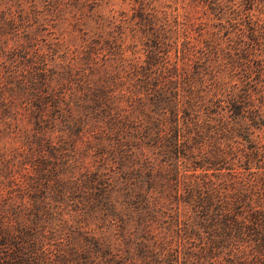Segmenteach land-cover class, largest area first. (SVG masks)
Masks as SVG:
<instances>
[{
    "label": "trees",
    "instance_id": "1",
    "mask_svg": "<svg viewBox=\"0 0 264 264\" xmlns=\"http://www.w3.org/2000/svg\"><path fill=\"white\" fill-rule=\"evenodd\" d=\"M127 1L131 12H121L113 28L116 21L81 0L45 5L53 18L69 10L82 42L63 64L56 62L62 45L45 44L42 51L33 31L13 46V59H20L14 65L0 37L7 61L0 66V115L11 110L4 101L18 96L38 134L34 154L22 152L21 163H14L20 165L16 196L0 202V264H78L79 248L87 261L86 238L73 241L68 220L53 221L60 214L51 202L66 205L69 182L61 181L91 151L102 163L82 184L96 193L92 208L104 203L101 212L115 216V195H124L138 205L134 215L145 231L139 249L121 230L114 240L120 247L111 252L104 236L96 240L104 264H264V174L256 171L264 160V141H256L257 132L264 133V29L253 18L264 0ZM177 6L181 16L172 21ZM15 21L0 14V34ZM78 23L89 28L80 31ZM49 63L55 71L46 69ZM93 130L100 134L89 140ZM46 131L60 133L61 144L42 145ZM26 137L22 132L25 146ZM83 139L89 142L81 151ZM223 165L242 172L218 175L225 180L214 186L204 172ZM105 170L103 180L98 174ZM52 181L60 184L50 201ZM172 201L186 210L165 212ZM128 211L126 205L119 213ZM189 240L198 242L189 246L197 250H189Z\"/></svg>",
    "mask_w": 264,
    "mask_h": 264
},
{
    "label": "rangeland",
    "instance_id": "2",
    "mask_svg": "<svg viewBox=\"0 0 264 264\" xmlns=\"http://www.w3.org/2000/svg\"><path fill=\"white\" fill-rule=\"evenodd\" d=\"M151 1V0H150ZM2 4H0V14L4 13L6 14V17H10L15 19V26L12 27L4 26L3 35L0 34V37L3 38L4 44H5V51L6 54L10 52L11 59H7L8 62H13L14 65H18V62L20 59L14 60L13 56L15 55L16 51L12 50L13 46L20 45L23 43V40L27 38V33H32L33 31H36L37 36H33L32 38H37L38 41V48H41L42 51H46L47 46L53 47L55 44H61L62 48L58 52V59L56 60L57 63L63 64V58L71 57L74 55V49L82 46V42L80 38L78 37L77 29L71 25L74 21L72 19V14L69 13V10H66L63 15H61L59 18H53L52 15H48V13L44 10L45 5L51 6L53 5V0H2ZM81 2L85 3V6L87 8L94 9V11L101 17L109 18L108 20H113L111 22L116 21L115 23H111L112 26L118 24V19H120L121 12H131L132 10V4L130 1L124 2V0H81ZM126 3V4H124ZM177 9L172 13V21L176 18L175 14H180V7H176ZM264 8V4L262 9ZM175 9V8H174ZM181 9V8H180ZM173 11V8L171 9V12ZM27 15L29 18L23 21H20V16ZM253 18L259 22L260 25H263L264 29V10L261 11L260 14L257 12H253ZM113 17V18H111ZM26 18V17H25ZM259 18V20H257ZM20 19V20H19ZM115 19V20H114ZM178 22H180V18L178 19ZM90 25V24H89ZM79 30L86 31L89 27H85L84 25L79 26ZM40 31H39V29ZM9 33V35H8ZM80 36L81 33H79ZM264 36V34H263ZM7 41V43L5 42ZM29 41V40H28ZM264 41V40H262ZM31 43V42H30ZM45 44L47 46H45ZM32 45V43H31ZM34 49L37 48L36 44H34ZM43 46L46 48L43 49ZM69 49V50H68ZM40 50V49H39ZM41 51V50H40ZM17 54V53H16ZM6 59H3L0 57V66H4L3 62ZM263 69H264V63ZM47 70H53L52 65L49 63V67L46 68ZM18 70V69H17ZM16 69L14 71H17ZM0 76H2V73H0ZM20 78H17V81ZM3 85V83H2ZM1 89V86H0ZM18 101L14 100L13 102L4 101L5 107L11 108V110L5 114L0 115V202H4L6 199H12L16 196V191L18 189V184H20V178L19 173H16V166L14 163H21V159H18V155L22 154V152L28 151V154H31L34 150L37 149V146L33 144V140H35L36 136H38L37 128L36 126L32 125L29 116H26L23 114V111L20 110L24 107V103L19 101L18 96L15 97ZM7 100V99H6ZM29 100H26L25 102L29 103ZM4 108V106L2 107ZM0 108V110L2 109ZM19 110L22 112L19 113ZM24 132L27 134V137L25 138L26 146L24 145L23 140H20L21 133ZM98 133L100 134L99 130H93L87 137L89 140H93L91 137L94 135V137L98 136ZM61 136L60 133H54L51 131H46L45 135L42 137V145H47L49 142L57 143L59 140L61 144ZM40 137V136H39ZM256 141L258 144L262 143L264 141V133L257 132L256 134ZM88 140L83 139L81 142H79V150L84 151L87 149ZM25 146V147H22ZM28 149V150H27ZM69 151H67L68 153ZM89 152V151H88ZM87 152V153H88ZM85 155H81L77 159V169L75 170V173L73 175L66 177L65 179L68 181H61L62 184H66L69 182V185L67 186V192L66 193V205L64 204H58L55 203L54 200L51 202V205L53 207V211L56 213L59 212L60 216H57L56 220H53L56 224H58L60 221L58 220H68L67 227L70 229L68 232V235H70L71 239L75 235L76 239H72L73 241H78L82 243L83 239L86 238L87 242L89 243V247L91 248V255L88 257L87 261L83 258V255L81 253V249L79 248L78 252V259L77 263L79 264H99L100 262L104 264L103 259V251L104 250H95L94 244L96 243V240H99L101 237L106 238V243L113 248H111L110 252L112 250H115L119 248L120 246H117V243L114 240H117L120 238V230L125 234V236L133 237V247L136 245V248H140V240H142L143 233L145 231L138 227L137 225V218L134 215L135 211H137L138 205L135 201H133L131 204H128L126 200L124 199V195H115V210H117V215H105V213L101 212V209L105 210L106 206L104 203H101L100 210L97 208H92V199H95V194L88 189H85V187H82V185L86 178L89 177V174L93 171H95L97 168L101 167V158L98 157V155L94 154L93 151L89 152L88 155H86V152H84ZM66 155V154H65ZM36 155L31 156L30 163L32 161V158H35ZM39 158L43 159V154H38ZM259 168L256 169L259 173L264 174V160L260 163H258ZM255 171V170H253ZM7 172L9 173L7 176L5 174ZM242 172L240 169L236 168V166H229V165H223L222 167H211L204 173L209 177L210 180H212L214 186H219L221 184V181L225 180V178L220 179L218 175H224V177L229 175H236L240 174ZM244 172V171H243ZM109 172L106 170L99 173L98 176L100 178H107V175ZM236 180H239V176L236 177ZM36 185L38 186L39 192H45V187L43 184V181L39 179L37 180ZM60 183L56 184L55 181H52L50 185H48L47 188V197L48 199H51L54 196H57L55 190L58 188ZM88 184V182H87ZM99 188V187H98ZM89 197V199L87 198ZM86 199L87 202L84 200ZM82 200L84 202V205H80L77 202ZM19 200L16 201L17 207L19 206L18 203ZM121 201V203H120ZM127 205V207L130 208V212H124L123 215L119 213V211L124 208ZM167 207L169 208L165 212L168 213H174L177 208H180L181 210H186L187 207H184L182 205L177 206L174 201L167 202ZM157 207H161V205H157ZM95 210L94 212L91 210ZM195 214H198L199 216L200 212L196 209H192ZM56 213H53L56 214ZM86 214H89V216H86ZM116 214V213H114ZM149 218V217H148ZM125 220V229H121L122 220ZM182 219V218H181ZM165 222L167 221L166 218H164ZM139 224V223H138ZM51 226V225H48ZM161 226V225H160ZM155 229L158 231L161 229L157 226H154ZM49 232V231H48ZM79 235L82 236V238H78ZM183 235V234H181ZM207 233H203V236H207ZM80 236V237H81ZM61 238L64 240V238L61 236ZM114 238V239H113ZM141 238V239H140ZM62 239L59 240V242H63L65 244V241ZM109 239V240H108ZM140 239V240H139ZM111 243H108L111 241ZM205 242V241H204ZM61 244V243H59ZM188 247L197 245L198 242L194 240H189L187 242ZM25 246V245H24ZM200 245L199 242V247ZM87 247V245H86ZM132 247V248H133ZM189 250H197L193 247H189ZM124 251L121 250L120 255H124ZM86 258V257H85ZM75 260V261H76ZM83 261V262H82ZM70 264H76V262L70 263ZM212 264H216V262H213Z\"/></svg>",
    "mask_w": 264,
    "mask_h": 264
}]
</instances>
